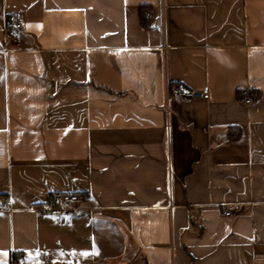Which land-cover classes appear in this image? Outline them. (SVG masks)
<instances>
[{
  "label": "crops",
  "instance_id": "crops-1",
  "mask_svg": "<svg viewBox=\"0 0 264 264\" xmlns=\"http://www.w3.org/2000/svg\"><path fill=\"white\" fill-rule=\"evenodd\" d=\"M63 193L74 215L41 211ZM17 257L264 264V0H0V264Z\"/></svg>",
  "mask_w": 264,
  "mask_h": 264
},
{
  "label": "built area",
  "instance_id": "built-area-1",
  "mask_svg": "<svg viewBox=\"0 0 264 264\" xmlns=\"http://www.w3.org/2000/svg\"><path fill=\"white\" fill-rule=\"evenodd\" d=\"M148 15V13H146ZM23 27L22 19L17 14H9L6 16L3 26V34L8 44L11 46L18 45V33ZM208 93V87L204 86L201 90H194L183 83H173L168 85V97L173 100L201 98ZM245 102H250V98L246 97ZM82 201V196L78 193L54 194L49 201L41 209L43 213H47L52 217H66L74 215L77 212L76 205ZM239 210V205L226 206L222 213L226 216L231 215L234 211ZM10 264H26L21 257L13 258Z\"/></svg>",
  "mask_w": 264,
  "mask_h": 264
},
{
  "label": "snow or ice",
  "instance_id": "snow-or-ice-1",
  "mask_svg": "<svg viewBox=\"0 0 264 264\" xmlns=\"http://www.w3.org/2000/svg\"><path fill=\"white\" fill-rule=\"evenodd\" d=\"M81 254H82V255H85V256L88 255V253H86V252H85V253H81Z\"/></svg>",
  "mask_w": 264,
  "mask_h": 264
}]
</instances>
